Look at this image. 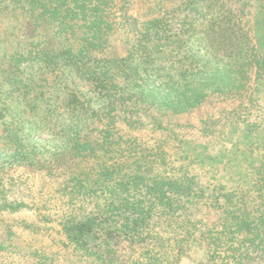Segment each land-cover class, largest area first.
Listing matches in <instances>:
<instances>
[{
    "label": "rangeland",
    "instance_id": "374dc122",
    "mask_svg": "<svg viewBox=\"0 0 264 264\" xmlns=\"http://www.w3.org/2000/svg\"><path fill=\"white\" fill-rule=\"evenodd\" d=\"M130 1L112 37L123 61L98 84L65 69L45 76L36 92L6 95L8 59L0 45V100L10 107L0 118V264H208L212 254L232 252L231 243L239 249L233 252H252L242 264H264V214L252 218L264 212V175L254 161L264 154L260 1ZM20 5L25 0H0V40L16 32ZM249 13L250 45L218 41L215 30ZM241 54L255 55L253 63L244 66ZM134 107L132 119L119 118L118 109L129 114ZM108 116L119 121L116 135L129 148L150 157L162 149L167 167L156 162L145 177L166 171L189 193L174 215L153 210L138 239L114 233L97 259L74 247L64 225L81 219L80 209L93 212L114 198V187L82 182L96 172L97 156L72 158L68 151ZM247 217L250 227L240 233L233 225Z\"/></svg>",
    "mask_w": 264,
    "mask_h": 264
},
{
    "label": "trees",
    "instance_id": "16d2710c",
    "mask_svg": "<svg viewBox=\"0 0 264 264\" xmlns=\"http://www.w3.org/2000/svg\"><path fill=\"white\" fill-rule=\"evenodd\" d=\"M259 1V7L264 9V0ZM25 2L26 6L17 7L16 32L10 34L9 40H0V45L5 46L4 55L8 59L5 83L10 93H5L6 95H11L12 89L19 91V88L26 93L36 92L37 87L45 85L47 76L65 69L75 76H85L89 82L98 84L123 61V58L122 60L117 58L119 45H113L112 37L119 17L128 14L130 0H25ZM30 5L31 8L28 9ZM247 15L246 20L238 15L231 16L223 30H219L220 32L215 30L214 33L219 37L218 41L221 39L225 46L238 48H244V41L250 45L252 16L250 13ZM240 59L246 66L253 63L255 55L241 54ZM66 90L72 101L77 103L73 89H69L73 95ZM6 101L0 100V118L2 112L10 108ZM120 105L124 107V103ZM127 108L118 109L121 111L118 112L119 118L123 121L132 119L136 114L135 107L131 108L129 114L126 112ZM106 119L105 124H100L101 129H93L77 136L71 150L68 151L72 158L80 157L86 160L91 155L97 156L96 172L91 174V177L90 174L84 175L82 182L88 177L91 182L98 185L114 187V198L97 203L93 212L89 208L80 209L81 219L69 221L70 223L64 225L74 247L88 252V255L95 254L93 256L97 259L100 258L98 251L106 249L108 239L114 233L118 232V235H124L126 239L140 236L145 231L148 233L150 220L154 215L153 210L158 209L159 216L174 215L183 210V196L189 193H185L186 187L175 176L164 175L166 171L161 172L164 176L157 175L154 180L145 177L144 174L148 173L156 162L160 167H167L168 161L162 149L157 147L151 157L144 155L149 152L148 150L142 151L136 146L131 147L134 148L132 151L129 148L130 143L124 140L123 136L116 135L115 129L119 121L114 116H108ZM262 150L264 152L263 147ZM130 160L132 161L128 163ZM254 161H257L255 165L257 173L264 175V154L255 155ZM262 185L264 187V184ZM127 193L133 195L132 198H125ZM263 214L262 211L252 218H262ZM248 220L249 217L233 226L240 233H244L250 227ZM254 226L257 224L254 223ZM234 247L231 243L228 250L232 249V252L212 254L208 264H242L243 260L251 258L252 252H233L239 250ZM259 254L264 255V252Z\"/></svg>",
    "mask_w": 264,
    "mask_h": 264
}]
</instances>
